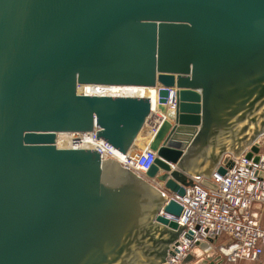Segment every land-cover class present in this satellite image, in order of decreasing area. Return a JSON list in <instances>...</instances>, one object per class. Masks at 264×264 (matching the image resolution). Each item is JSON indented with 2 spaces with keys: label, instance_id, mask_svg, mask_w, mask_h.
I'll return each instance as SVG.
<instances>
[{
  "label": "water",
  "instance_id": "1",
  "mask_svg": "<svg viewBox=\"0 0 264 264\" xmlns=\"http://www.w3.org/2000/svg\"><path fill=\"white\" fill-rule=\"evenodd\" d=\"M83 84L161 85L167 118L145 177L180 195L192 178L214 188L219 163L260 150L264 0H0V264H162L186 228L159 214L181 207L144 177L55 145L56 132L95 125L127 153L149 121L150 98ZM212 258L200 243L182 264Z\"/></svg>",
  "mask_w": 264,
  "mask_h": 264
},
{
  "label": "built area",
  "instance_id": "2",
  "mask_svg": "<svg viewBox=\"0 0 264 264\" xmlns=\"http://www.w3.org/2000/svg\"><path fill=\"white\" fill-rule=\"evenodd\" d=\"M157 85L158 91L162 86ZM166 89L168 96L164 105L169 110L175 107L177 99L174 87ZM152 108L150 114L153 117L144 127L155 132L166 114L157 105ZM95 130L94 125L93 130L84 133L90 136L91 149L99 152L101 159L115 162L118 158V164L144 177L163 191L167 200L172 199L180 205L181 210L176 217L164 212L163 208L159 211L160 215L174 219L179 226L186 225L175 242L170 244L162 264H182L191 249L200 243L211 246L219 256L220 264H254L264 253V134L256 139L260 145L257 153L252 152L251 145H248L237 156H230L229 166L218 164L225 168V172L218 173L215 168L210 176L216 181L207 178L214 188L202 184L200 178H192L193 184L185 186L184 193L180 195L166 190L156 179L145 177L156 157L148 142L140 151L121 153L103 139L96 138ZM248 152H251L249 157ZM256 155L259 157L257 161L254 160Z\"/></svg>",
  "mask_w": 264,
  "mask_h": 264
},
{
  "label": "bare ground",
  "instance_id": "3",
  "mask_svg": "<svg viewBox=\"0 0 264 264\" xmlns=\"http://www.w3.org/2000/svg\"><path fill=\"white\" fill-rule=\"evenodd\" d=\"M157 87L158 85L154 87H145V86H138V85L83 84V85L78 86V92L81 94H89V95H110V96H121V97L122 96H137V97L145 96V97L150 98L151 111H152L153 109L152 107L157 105V99H158L157 98ZM166 115L164 118L167 117ZM152 117L153 115L149 116V118H152ZM139 137H140V134H138L137 138L135 139L134 146H132L130 150H135L136 152V151H140L143 147L146 146L144 142H143L144 143L143 145H140ZM55 142H56L55 145H57L58 148H88V149H91V145H92V141L89 135H87L84 132H73V131L56 132ZM118 154L120 157L121 154L120 153ZM117 161H119L118 158L115 162L114 161H110V162L116 163Z\"/></svg>",
  "mask_w": 264,
  "mask_h": 264
},
{
  "label": "rangeland",
  "instance_id": "4",
  "mask_svg": "<svg viewBox=\"0 0 264 264\" xmlns=\"http://www.w3.org/2000/svg\"><path fill=\"white\" fill-rule=\"evenodd\" d=\"M140 134V139H139V143H140V145H143L146 141H148L151 137H152V135H153V131H151L150 132V130L148 129L147 130V128L146 127H144V129L141 131V133H139ZM144 142V143H143ZM117 163V162H116ZM115 164V163H114Z\"/></svg>",
  "mask_w": 264,
  "mask_h": 264
},
{
  "label": "crops",
  "instance_id": "5",
  "mask_svg": "<svg viewBox=\"0 0 264 264\" xmlns=\"http://www.w3.org/2000/svg\"><path fill=\"white\" fill-rule=\"evenodd\" d=\"M262 222L264 223V208L262 211ZM214 259V258H212ZM206 263H209V260H207ZM221 262L217 263V260L214 259L213 264H220ZM254 264H264V253L258 258V260Z\"/></svg>",
  "mask_w": 264,
  "mask_h": 264
}]
</instances>
